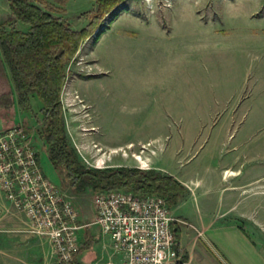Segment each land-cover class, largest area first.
<instances>
[{
    "label": "rangeland",
    "instance_id": "1",
    "mask_svg": "<svg viewBox=\"0 0 264 264\" xmlns=\"http://www.w3.org/2000/svg\"><path fill=\"white\" fill-rule=\"evenodd\" d=\"M45 1L76 30L98 6ZM10 18L8 1L0 0V24ZM100 29L69 64L62 95L68 141L81 161L180 181L189 192L169 209L178 220L181 258L206 239L199 219L224 213L264 249V0H126ZM10 97L0 78V131L31 129L45 176L73 201L80 223L91 224L79 237H97L96 194L63 183L42 148L40 102L34 98L32 110L21 113L4 106ZM98 239L90 264H120L109 239ZM17 257L21 264L55 261L48 240L29 234L24 216L0 194V264Z\"/></svg>",
    "mask_w": 264,
    "mask_h": 264
},
{
    "label": "trees",
    "instance_id": "2",
    "mask_svg": "<svg viewBox=\"0 0 264 264\" xmlns=\"http://www.w3.org/2000/svg\"><path fill=\"white\" fill-rule=\"evenodd\" d=\"M7 1L11 18L0 24V78L9 84L11 97L4 106L8 109L16 107L25 113L32 110L34 98L40 102V105L36 104L45 121L40 131L44 140L42 148L63 183L78 194L88 189L95 194L128 191L144 197L159 196L170 208L178 206L189 190L173 176L127 167L92 169L81 161L68 141L62 101L69 78L68 66L83 43L100 29L104 19L126 0H97L98 6L90 14V23L80 30L73 29L56 16L54 8L45 0ZM104 31L100 29L96 39ZM26 131L33 134L29 128ZM79 239L81 248L72 264H83L84 254L95 242L89 232H85V241ZM176 239L178 243V230ZM177 252L181 254L178 245ZM186 262L188 257L184 256L180 264Z\"/></svg>",
    "mask_w": 264,
    "mask_h": 264
},
{
    "label": "built area",
    "instance_id": "3",
    "mask_svg": "<svg viewBox=\"0 0 264 264\" xmlns=\"http://www.w3.org/2000/svg\"><path fill=\"white\" fill-rule=\"evenodd\" d=\"M148 1V0H147ZM0 131V194L24 216L29 234L48 240L53 264H72L81 224L73 201L44 174L33 134L22 125ZM95 219L120 264H180L176 225L166 201L126 191L94 196Z\"/></svg>",
    "mask_w": 264,
    "mask_h": 264
},
{
    "label": "crops",
    "instance_id": "4",
    "mask_svg": "<svg viewBox=\"0 0 264 264\" xmlns=\"http://www.w3.org/2000/svg\"><path fill=\"white\" fill-rule=\"evenodd\" d=\"M232 206L229 207L228 212L232 209ZM227 214L228 213H224L221 218L215 217L212 219L208 216L199 219L198 227L202 228L206 239H203V243L200 242L201 245L199 243L196 244L194 246L195 249H185L187 252L185 256L188 257V262L185 264H264V249L260 244L257 245L255 241L251 240V237H249L245 227H243L241 223L237 222V220L231 219L230 221H224V217ZM219 219H223L224 222L220 223ZM96 227L98 228V235L97 237L96 235L93 236L96 238H94L95 242L90 250L94 248L96 242L99 240L98 238H108L111 245L110 238L108 236H104L99 227ZM177 245L182 253L184 250L180 241H178ZM90 250L83 256V264L91 263L90 258H88L90 257ZM18 257H20L19 254ZM18 257L14 263L21 264L22 261ZM2 259L4 258L2 257ZM95 264L116 263L102 261L96 262Z\"/></svg>",
    "mask_w": 264,
    "mask_h": 264
}]
</instances>
